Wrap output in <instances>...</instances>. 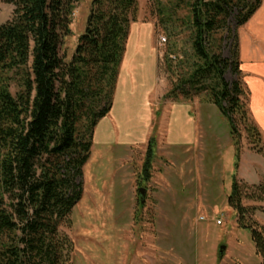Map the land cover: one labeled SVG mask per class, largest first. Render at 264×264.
<instances>
[{
    "label": "trees",
    "instance_id": "16d2710c",
    "mask_svg": "<svg viewBox=\"0 0 264 264\" xmlns=\"http://www.w3.org/2000/svg\"><path fill=\"white\" fill-rule=\"evenodd\" d=\"M81 1H7L14 11L0 25V264H72L75 245L62 227H71L74 208L83 198V170L91 156L94 130L112 108L138 13V0H92L85 32L66 62L61 47L71 35L72 16ZM179 3L190 11L195 60L164 99L189 102L209 96L206 102L216 106L228 123L238 167L239 123L252 150L264 154V142L249 117L237 35L230 60L222 58V44L229 36L223 34L234 12L240 28L262 0ZM229 70L237 76L232 84L225 79ZM83 120L89 123L84 132ZM156 149L154 133L140 182L152 178ZM244 199L264 203V181L245 189L236 178L228 197L239 228L251 230L264 264V228L248 217L256 209L246 208Z\"/></svg>",
    "mask_w": 264,
    "mask_h": 264
},
{
    "label": "rangeland",
    "instance_id": "374dc122",
    "mask_svg": "<svg viewBox=\"0 0 264 264\" xmlns=\"http://www.w3.org/2000/svg\"><path fill=\"white\" fill-rule=\"evenodd\" d=\"M7 1L0 0V25L13 16L14 6ZM91 4L92 0H82L72 16L71 35L64 38L61 47L66 62L71 61L85 32ZM134 25L131 44L138 38L144 43L146 38L155 42L159 91L166 96L180 74L191 70L195 60L189 8L179 0H138ZM141 25L152 26L153 36L145 28L141 31ZM240 28L234 12L229 30L223 34H229L222 44L223 59L234 60ZM225 79L232 84L237 76L229 70ZM207 99L209 96L202 95L192 100L210 104L203 108L210 119L209 130L205 128L204 153L160 152L148 183L139 182L143 158H133L135 189L131 197L121 200L123 204L130 202L131 217L117 214L118 198L124 193L117 179L118 159L99 158L95 154L103 153L99 148L91 151L83 170V198L74 208L71 227H62L75 245L72 264H263L251 230L239 228L228 197L236 178L245 189L263 183L264 154L252 150L244 126L239 123L241 158L236 167L228 123ZM88 125L83 120L81 131ZM261 147L264 149V143ZM137 188L147 189L143 206ZM243 205L256 209L248 212V217L264 228V203L244 199ZM221 246L226 247L223 256Z\"/></svg>",
    "mask_w": 264,
    "mask_h": 264
},
{
    "label": "crops",
    "instance_id": "0c3cea01",
    "mask_svg": "<svg viewBox=\"0 0 264 264\" xmlns=\"http://www.w3.org/2000/svg\"><path fill=\"white\" fill-rule=\"evenodd\" d=\"M134 26L132 24L130 33ZM142 28L153 36L152 26L141 25L139 29L142 31ZM130 39L129 35L112 108L94 130L92 152L99 148L103 152L95 153L99 158L118 159L117 179L124 193L118 198L117 214L131 217L130 202L123 204L121 200L131 197L135 189L133 158L141 156L142 163L145 161L154 133L156 157L162 151L172 150L204 153L205 128L209 130L210 119L203 113V108L210 104L164 99L165 94L159 91V56L154 40L146 38L144 43L138 38L131 44ZM238 59L249 117L264 142V0L252 18L239 29ZM114 151L116 153H109ZM163 250L169 249L164 247ZM167 253L171 254V251Z\"/></svg>",
    "mask_w": 264,
    "mask_h": 264
},
{
    "label": "water",
    "instance_id": "95a60500",
    "mask_svg": "<svg viewBox=\"0 0 264 264\" xmlns=\"http://www.w3.org/2000/svg\"><path fill=\"white\" fill-rule=\"evenodd\" d=\"M138 193H139V195H140V199H141V204L143 205L144 204V198H145V196H146V193H147V189H145V188H140L139 190H138ZM225 251H226V247L225 246H221L220 247V250H219V252H220V255H224V253H225Z\"/></svg>",
    "mask_w": 264,
    "mask_h": 264
}]
</instances>
